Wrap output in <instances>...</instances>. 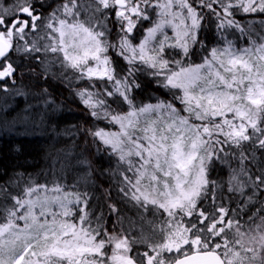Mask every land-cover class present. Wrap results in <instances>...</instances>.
<instances>
[{"label":"snow or ice","instance_id":"obj_1","mask_svg":"<svg viewBox=\"0 0 264 264\" xmlns=\"http://www.w3.org/2000/svg\"><path fill=\"white\" fill-rule=\"evenodd\" d=\"M54 79L84 147L0 171V264H264V0H0V93L42 101L0 128Z\"/></svg>","mask_w":264,"mask_h":264},{"label":"trees","instance_id":"obj_2","mask_svg":"<svg viewBox=\"0 0 264 264\" xmlns=\"http://www.w3.org/2000/svg\"><path fill=\"white\" fill-rule=\"evenodd\" d=\"M31 83L25 81L19 87L24 92L34 91ZM44 86L51 92L49 99L54 101L52 110H50L53 116L52 122L43 128L26 129L27 133L23 134L21 133L25 131L23 125L18 126L11 134L0 133V171L13 176L26 172L34 178L42 179L40 174L47 171L49 152L75 149L76 144H79L80 148L84 147L79 136L74 141L65 131L84 123V115L68 85L54 79ZM4 98H6L5 95L0 93V106L7 103V99L3 101ZM28 98V102L25 103L19 100L15 107L19 109L21 105L25 106L28 103L42 104V101L30 96ZM98 183L107 186L104 177H99ZM100 202L103 203V200L101 199Z\"/></svg>","mask_w":264,"mask_h":264},{"label":"rangeland","instance_id":"obj_3","mask_svg":"<svg viewBox=\"0 0 264 264\" xmlns=\"http://www.w3.org/2000/svg\"><path fill=\"white\" fill-rule=\"evenodd\" d=\"M240 43L243 44V41H240ZM5 99H7V104H8V105H14V106H15V104H17V102H18L19 100H21L23 103H25L26 101L28 102V100H29L28 97H23V96H11V95H9V96H7L6 98H4L3 101H4ZM3 105H4V104H3ZM3 105H2V106H3ZM23 107H24V106L21 105V108H23ZM21 125H23V126H24V129H25L24 132H21L22 134H23V133H27L26 129L32 128L31 126H28V125L18 124V125H16L15 127H13V128H9V129L0 128V133H3V134H4V133L11 134V133H13V132L16 131V129L18 128V126H21ZM32 129H33V128H32ZM33 130H34V129H33ZM38 132H40V131H38Z\"/></svg>","mask_w":264,"mask_h":264}]
</instances>
